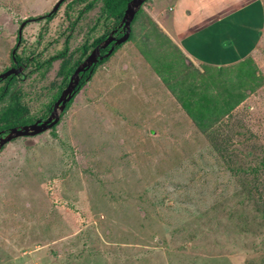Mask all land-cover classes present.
I'll return each instance as SVG.
<instances>
[{"label": "rangeland", "instance_id": "obj_1", "mask_svg": "<svg viewBox=\"0 0 264 264\" xmlns=\"http://www.w3.org/2000/svg\"><path fill=\"white\" fill-rule=\"evenodd\" d=\"M57 1L0 0V73L18 72L0 139L44 117L115 25L104 0ZM170 5L140 6L55 126L0 145V264H264V44L221 49L208 28L181 50ZM173 61L170 86L179 71L189 100L226 109L203 128L160 80Z\"/></svg>", "mask_w": 264, "mask_h": 264}, {"label": "crops", "instance_id": "obj_2", "mask_svg": "<svg viewBox=\"0 0 264 264\" xmlns=\"http://www.w3.org/2000/svg\"><path fill=\"white\" fill-rule=\"evenodd\" d=\"M166 1L171 2L170 7L173 5L172 29L181 50L185 48L186 40L188 41L193 35L202 34L208 28L211 31H208L203 38H215L217 42L219 39L221 49L228 46L231 51L239 53L242 46L245 51H254L264 44V5L261 0ZM188 22L192 23L185 25ZM247 42H250V45ZM235 52L230 53L226 58L231 57L230 60L236 63ZM220 54L225 53L220 52ZM243 54L242 52L241 55Z\"/></svg>", "mask_w": 264, "mask_h": 264}, {"label": "trees", "instance_id": "obj_3", "mask_svg": "<svg viewBox=\"0 0 264 264\" xmlns=\"http://www.w3.org/2000/svg\"><path fill=\"white\" fill-rule=\"evenodd\" d=\"M126 1H128V0H104V2H103L105 11L108 14H110L112 17H114V19H115L114 24L115 25L117 24L118 20L120 19L121 15L123 13V9H124ZM136 14H135V16H136ZM135 16H134V18H135ZM50 17H51V15H48L47 19ZM104 37H105V35L102 38H104ZM16 60L17 59L14 57L15 62H16ZM104 61H105V59L99 60L95 65L91 66L88 70H86V71H89L90 73L85 72L84 74H81V76L78 79L76 86L74 87V89L71 93L72 97H74L77 94V92L84 86V84L89 80L90 76L93 74L96 67L99 66L100 64H102ZM245 61L249 62V60H245ZM174 65H177V63H175L174 61L171 62L169 66L165 65V72L162 75H160V80L165 82L167 89L172 92V95H174V98L179 103L180 107L184 110V112L187 114V116L196 124L197 127L201 126L203 128L205 123H208L213 118H216L218 116V114L221 112L222 107L219 106L220 104H218V103H216V104L213 103V105H212L213 107L209 108L207 106V104L210 103L212 100L205 97L204 95H201L197 89L196 90L198 92H196L194 100H189L188 92L190 93V86L188 85L186 87H182V84L180 82H178V80H180L179 78H177L180 76L179 71L176 72L177 77L175 80H173L172 85L170 86L168 84V80H169V76H174V74L170 72V70H172L171 68ZM76 66H77V64L74 65L72 68H69L66 71L65 76H66L68 81H69L71 73L73 72V70ZM254 70H255V66H254V68H249L248 70H246V74L248 73L247 76H250V73L252 74ZM175 76L173 77V79L175 78ZM11 79H12V77H9V78H7V81H9ZM68 81H66L64 83L63 87H65L68 84ZM199 87H200V85H199ZM223 87L221 86L220 89H224ZM187 90H188V92H187ZM192 94H193V92H192ZM2 95H3V93L1 90L0 97ZM228 95H234V94H231L227 90V91H225V96L228 97ZM234 96L231 98L233 104H234V102H236L235 100L237 99V98H234ZM72 97H71V99H72ZM210 97H212V96L210 95ZM55 99H56V97H55ZM71 99L65 104V107H64L62 112H64L65 109L68 107V105L71 102ZM229 102H231V100ZM229 102L227 104V108H230V106L232 105ZM225 110H222L221 114L223 112H225Z\"/></svg>", "mask_w": 264, "mask_h": 264}, {"label": "water", "instance_id": "obj_4", "mask_svg": "<svg viewBox=\"0 0 264 264\" xmlns=\"http://www.w3.org/2000/svg\"><path fill=\"white\" fill-rule=\"evenodd\" d=\"M62 1L63 0H58L55 3V5L52 8V12L57 9V7L60 5V3ZM142 3H143V0H131L126 5L125 10L122 14V17L120 19V25L123 24L124 34L116 40H114L113 38L108 36L100 44V47H99L100 49H104L110 42H113V45L117 46L119 44L124 43L128 39L129 31H130L129 24L131 23L134 15L138 11V9L140 8ZM99 48L95 47L91 51V53L87 56V58L79 66H77V68L74 70V72L72 73V75L69 78L68 84L60 92L58 98L56 99V101L54 102V104L52 106V111H51L50 115L47 117V119L44 122L40 123L39 121H36L29 126H22L20 128H16V127L11 128L10 130H8L6 137L0 139V145L3 143L9 142L13 138L36 136V135L48 130L52 126H54L58 121V114L56 112V109H58V112L60 113L63 110L64 105L70 100L71 93H72L74 87L76 86V84L78 82V74L80 72H82L83 70H87L90 66L95 64L96 61H98L100 59V57H98ZM111 51H112V48H110L109 51L103 57L108 56L111 53ZM11 54H13V53L11 52ZM17 73L18 72L13 68L8 69V70L0 73V80L6 79L9 76H15Z\"/></svg>", "mask_w": 264, "mask_h": 264}, {"label": "flooded vegetation", "instance_id": "obj_5", "mask_svg": "<svg viewBox=\"0 0 264 264\" xmlns=\"http://www.w3.org/2000/svg\"><path fill=\"white\" fill-rule=\"evenodd\" d=\"M98 1H101V0H98ZM131 0H128V1H126V3H125V6H124V9H123V12H124V10H125V7H126V5L130 2ZM146 0H143V3L145 2ZM142 3V4H143ZM141 4V5H142ZM90 4H88V5H86L85 7L86 8H89L88 6H89ZM137 13V12H136ZM123 14V13H122ZM135 16V15H134ZM47 17L48 16H46V15H43V18H44V20H47ZM121 17H122V15H121ZM121 17H120V19H121ZM39 18V17H38ZM120 19L118 20V22H117V24L116 25H114L111 29H108L107 30V32H106V34H105V37L104 38H102L98 43H96V44H93L92 45V43H90L89 44V49L87 50V49H85L84 50V53H85V56H84V60L87 58V56L91 53V51L95 48V47H100V44L108 37V36H110L111 38H113L114 40H116V39H118V38H120L123 34H124V29H123V24L122 25H120ZM133 19H134V17H133ZM133 19H132V21H131V23L129 24V27H131V24H132V22H133ZM103 34V33H102ZM129 37H130V31H129V36H128V39H129ZM126 41H128V40H126ZM125 41V42H126ZM92 45V46H91ZM122 44H119V45H113V42H110L104 49H100L99 48V50H98V57H100V59L99 60H102V59H105V60H107L114 52H116V49L119 47V46H121ZM110 48H112V51H111V53L108 55V56H106V57H103L108 51H109V49ZM84 60H82V61H84ZM98 60V61H99ZM81 61V62H82ZM97 61V62H98ZM81 62L80 63H77V66H79L80 64H81ZM96 62V63H97ZM95 63V64H96ZM13 64L14 65H17L16 63H14L13 62ZM77 66L74 68V70L77 68ZM74 70H73V72H74ZM72 72V73H73ZM85 72H87V73H89V71H86V70H83L82 72H80L79 74H84ZM72 73H71V75H72ZM9 78V77H8ZM57 98H58V96H57ZM56 98V99H57ZM55 101V100H54ZM54 103V102H53ZM53 106V105H52ZM52 106H51V108L48 110V112H46V115L44 116V117H42V118H37V119H34V120H31L30 122H28V123H26V124H23V126H29V125H31L32 123H34V122H36V121H39L40 123L41 122H43L45 119H47V117L50 115V113H51V111H52ZM58 122V121H57ZM57 124V123H56ZM20 127H22L21 125H18L16 128H20ZM52 128V127H51ZM50 128V129H51ZM6 133H8V130L7 131H5V133L4 134H6Z\"/></svg>", "mask_w": 264, "mask_h": 264}, {"label": "clouds", "instance_id": "obj_6", "mask_svg": "<svg viewBox=\"0 0 264 264\" xmlns=\"http://www.w3.org/2000/svg\"><path fill=\"white\" fill-rule=\"evenodd\" d=\"M261 2H262V0H261ZM262 4H263V2H262ZM263 5H264V4H263ZM138 10H139V9H138ZM127 40H128V39H127ZM11 59H12V61L15 63V61H14V56H12ZM105 61H106V60H105ZM105 61H104V62H105ZM96 62H97V61H96ZM104 62H103V63H104ZM103 63H102V64H103ZM102 64H100L99 66H101ZM93 65H95V64H93ZM93 65H92V66H93ZM90 67H91V66H90ZM90 67H89V68H90ZM89 68H88V69H89ZM97 68H98V66L96 67V69H97ZM88 69H87V70H88ZM89 73H90V72H89ZM80 76H81V74H78V79H79ZM9 77H12V76H9ZM7 78H8V77H7ZM7 78H6V79H7ZM68 82H69V81H68ZM65 87H66V86H65ZM61 91H62V90H61ZM61 91H60V92H61ZM79 91H80V90H79ZM79 91H78V92H79ZM78 92H77V93H78ZM59 94H60V93H59ZM59 94H58V96H59ZM76 95H77V94H76ZM71 97H72V96H71ZM74 97H75V96H74ZM74 97H72V99H73ZM56 98H57V97H56ZM70 99H71V98H70ZM72 99H71V101H72ZM55 101H56V99H55ZM55 101H54V102H55ZM70 103H71V102H70ZM68 106H69V105H68ZM64 107H65V105H64ZM50 108H51V107H50ZM67 108H68V107H67ZM67 108H66V109H67ZM63 109H64V108H63ZM66 109H65V110H66ZM62 111H63V110H62ZM62 111L60 112V114L63 113ZM47 112H48V111H47ZM58 117H59V114H58ZM45 120H46V119H45ZM55 125H56V124H55ZM55 125H54V126H55ZM52 127H53V126H52ZM46 131H47V130H46ZM44 132H45V131H44ZM42 133H43V132H42ZM40 134H41V133H40ZM38 135H39V134H38ZM33 137H34V136H33Z\"/></svg>", "mask_w": 264, "mask_h": 264}, {"label": "built area", "instance_id": "obj_7", "mask_svg": "<svg viewBox=\"0 0 264 264\" xmlns=\"http://www.w3.org/2000/svg\"><path fill=\"white\" fill-rule=\"evenodd\" d=\"M263 4H264V0H262Z\"/></svg>", "mask_w": 264, "mask_h": 264}]
</instances>
